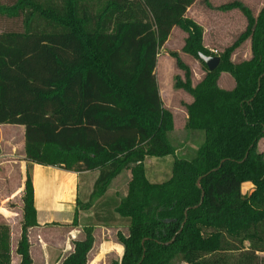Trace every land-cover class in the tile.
Listing matches in <instances>:
<instances>
[{"label": "trees", "instance_id": "1", "mask_svg": "<svg viewBox=\"0 0 264 264\" xmlns=\"http://www.w3.org/2000/svg\"><path fill=\"white\" fill-rule=\"evenodd\" d=\"M207 5L240 10L246 26L229 46L214 53L203 44L201 25L185 16L175 20L187 34L182 52L199 59L205 73L193 84L190 68L171 52L184 72L183 79L175 76L173 87L192 97L185 103V128L203 131L204 137L195 156L174 157L167 180L151 182L144 159L175 155V148L168 139L173 116L162 106L154 78L157 41L148 34L154 26L146 2L0 3L1 16L21 18L19 30L0 29V124L25 126L27 138L18 264L33 262L28 237V228L37 225L33 163L75 172L98 169L89 200L80 204L83 209L105 194L122 170L130 169L127 192L114 202L128 232H117L122 254L111 264H264V151L258 149L264 137V6L255 15L241 0ZM131 35L141 36L132 45L133 54L116 63ZM246 40L250 57L233 61L231 55ZM200 53L218 55L219 65L209 71ZM222 72L233 78L231 89L219 86ZM89 76L112 101L92 113L95 124L105 121L112 130L127 131L135 143L110 148L82 137L61 141L60 134L29 139L50 126H77ZM245 183L252 185L251 191H242ZM76 214L72 225H77ZM82 230L84 236L73 241V250L60 264H87L94 226ZM0 264H11L6 222H0Z\"/></svg>", "mask_w": 264, "mask_h": 264}, {"label": "rangeland", "instance_id": "2", "mask_svg": "<svg viewBox=\"0 0 264 264\" xmlns=\"http://www.w3.org/2000/svg\"><path fill=\"white\" fill-rule=\"evenodd\" d=\"M13 0H0V3L10 4ZM147 4L149 13V22L154 29L148 34H154L157 41L155 58L154 78L157 84L159 97L163 107L169 109L173 116L174 128L168 133V139L175 148V155H166L164 157H146L144 165L146 176L151 182H162L167 180L171 175V167L174 157L190 159L195 156L196 149L203 141V131L189 130L185 128L187 118L185 103H190L192 97L182 89L173 87L175 76L183 79V70L179 69L175 64V59L171 56V52L179 54L182 61L190 68L191 80L193 84L199 82L204 76V68L199 59L182 52L186 33L175 25V20L180 16H185L196 21L203 28V44L210 50L221 52L225 47L229 46L238 35L245 29V17L238 9L229 11H221L212 9L207 2L213 6H218L232 0H144ZM247 4L254 14L264 6V0H241ZM21 27V18H6L0 15L1 30H19ZM141 31V30H140ZM141 36L131 35L130 40L124 46V50L116 58L119 63L120 58L131 56L135 49L133 44ZM140 40V39H139ZM250 57L249 40L244 41L231 55L233 61H241ZM233 78L227 72H222L219 77V86L224 88L233 87ZM111 99L107 97L105 88L96 81L93 76L88 77L87 86L84 97V110L80 122L77 126L58 125L50 126L37 131L38 134L29 136V139L39 137L41 139H55L60 134L63 141L81 140L82 137L86 141H97L100 146H108L110 148H118L120 143L133 144L135 140L131 133L127 131H115L107 126V122L101 121L95 124L92 119V113L100 107H109ZM85 123V126L83 125ZM13 126V125H12ZM59 128L62 129L60 133ZM60 129V130H61ZM58 131V132H55ZM0 136L3 142L12 144V155L18 157L22 153V132L18 128H10L7 125L0 128ZM26 134L25 140L26 141ZM68 142V141H67ZM66 143V142H65ZM258 149L264 151V137L258 142ZM87 173L89 187L91 182L96 179L98 169L90 170ZM130 169H124L114 177L108 186L107 191L98 199L94 200L87 209L83 210V215L79 222L85 225H93V236L95 242L87 255V264H111L113 260L119 259L121 256V245L117 240V232L121 231L127 234V220L121 218L114 212V202L119 201L127 192V184L130 180ZM95 181V180H94ZM93 186L90 187V192ZM252 189L250 183L242 185L243 192H249ZM80 200H84L86 195L85 183H82L79 190ZM89 200V197H88ZM87 200V201H88ZM86 203V202H85ZM84 203V204H85ZM4 222V221H1ZM17 223V221H15ZM14 222V224H15ZM21 223V220L20 222ZM20 229V228H19ZM36 232L32 234V248L30 255L33 259L32 264L42 263V251L40 250L36 238ZM63 232V229L49 228L43 231L46 238L47 248L51 250L57 249V235ZM82 235L84 232L82 230ZM19 239V237H18ZM59 254V255H58ZM61 253L55 260L60 257ZM19 256L14 251L13 264ZM12 261V259H11ZM17 263V264H18ZM54 264V263H52ZM175 264H184L176 262Z\"/></svg>", "mask_w": 264, "mask_h": 264}, {"label": "crops", "instance_id": "3", "mask_svg": "<svg viewBox=\"0 0 264 264\" xmlns=\"http://www.w3.org/2000/svg\"><path fill=\"white\" fill-rule=\"evenodd\" d=\"M224 88L231 89L232 86ZM185 118H187V113ZM5 125L10 128H18L22 132L23 141L22 153L18 157L11 156L13 145L5 144L2 140L3 137L0 136V222H6L11 228V264H13L14 251L21 231L19 222L22 219V195L28 161L24 153L26 127L19 124H0V128ZM31 172L37 225L28 228L30 252L32 234L33 231H37L35 240L42 251L41 264H60L65 256L73 250V241L83 237L81 232L84 224L79 220L85 213L83 214V210H81L83 208L80 204L87 202L90 187L93 186L95 179L93 178L89 187L87 173L91 171L75 172L57 166L36 163L31 164ZM82 183H85L86 195L84 200L81 201L79 190ZM76 211L77 225H72ZM49 228L63 229V232L57 235L58 238L54 237L58 243L56 250H51L46 245L43 231ZM61 252L62 254L58 260L52 258V256L57 258L59 254H54ZM15 263H18V257Z\"/></svg>", "mask_w": 264, "mask_h": 264}, {"label": "water", "instance_id": "4", "mask_svg": "<svg viewBox=\"0 0 264 264\" xmlns=\"http://www.w3.org/2000/svg\"><path fill=\"white\" fill-rule=\"evenodd\" d=\"M199 58L205 63L209 71L214 70L219 65L220 62V57L218 55H205L200 53ZM173 239L174 237L172 238V240Z\"/></svg>", "mask_w": 264, "mask_h": 264}, {"label": "built area", "instance_id": "5", "mask_svg": "<svg viewBox=\"0 0 264 264\" xmlns=\"http://www.w3.org/2000/svg\"><path fill=\"white\" fill-rule=\"evenodd\" d=\"M214 53H216L217 51L216 50H212Z\"/></svg>", "mask_w": 264, "mask_h": 264}]
</instances>
